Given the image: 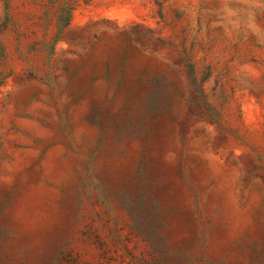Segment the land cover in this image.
<instances>
[{"label":"rangeland","instance_id":"obj_1","mask_svg":"<svg viewBox=\"0 0 264 264\" xmlns=\"http://www.w3.org/2000/svg\"><path fill=\"white\" fill-rule=\"evenodd\" d=\"M0 264H264V0H0Z\"/></svg>","mask_w":264,"mask_h":264}]
</instances>
